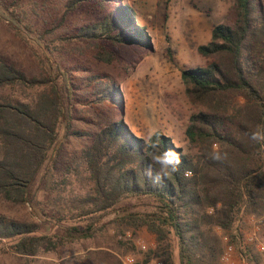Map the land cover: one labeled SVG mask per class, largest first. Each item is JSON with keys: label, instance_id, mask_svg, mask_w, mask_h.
Wrapping results in <instances>:
<instances>
[{"label": "trees", "instance_id": "trees-1", "mask_svg": "<svg viewBox=\"0 0 264 264\" xmlns=\"http://www.w3.org/2000/svg\"><path fill=\"white\" fill-rule=\"evenodd\" d=\"M24 6V0H0V19L48 70L29 75L0 56V197L31 204L41 224L0 216V244L8 242L23 257L55 252L92 237L96 223L112 214L110 220L153 235L151 254L161 264H174L171 236L177 264H221L218 232L250 258L233 227L240 215L264 216V145L249 138L264 126V0H233L229 22L214 25L209 42L197 47L203 65L181 70L185 96L196 110L184 130L194 152L184 153L158 131L161 149L181 154L179 171L161 186L144 175L151 152L145 139L115 120L121 115L116 81L80 74L87 72L78 59L85 49L108 66L119 62L117 48L152 50L135 11L120 0H61L41 24ZM80 12L92 19L78 20ZM122 68L129 73L132 67ZM82 102L105 105L114 118L92 134L74 132L73 109ZM62 129L87 141L81 169L58 168ZM214 146L226 153L221 160L212 158ZM128 199L150 200L154 209L132 212ZM86 218L84 227L66 225ZM49 226L56 227L52 235L39 234Z\"/></svg>", "mask_w": 264, "mask_h": 264}, {"label": "rangeland", "instance_id": "rangeland-1", "mask_svg": "<svg viewBox=\"0 0 264 264\" xmlns=\"http://www.w3.org/2000/svg\"><path fill=\"white\" fill-rule=\"evenodd\" d=\"M10 1V0H6ZM130 6L137 15V23L144 25L152 50L140 52L127 47L117 48L119 62L108 66L95 61L85 49L78 57L87 72L82 76L98 74L116 81L120 94L121 120L129 132L146 138L150 128L155 127L172 139L174 146L184 153H193L184 140V130L190 115L196 112L188 102L181 70L203 65L197 47L210 40L211 29L219 23H227L233 0H120ZM61 0H24V8L34 10L32 15L38 23L60 6ZM57 12V10H56ZM34 13V12H33ZM29 15V14H28ZM31 16V15H30ZM29 16V18H31ZM32 19V18H31ZM78 20L92 19L80 12ZM168 48L170 51H168ZM78 50L69 55L78 54ZM0 56L7 58L29 75L45 74L48 65L39 63L25 43L21 42L0 19ZM123 64L132 67L127 73ZM133 65V66H132ZM35 91H30L33 94ZM85 91L78 92L84 99ZM111 108L99 104L78 103L73 109L71 130L94 133L113 119ZM62 150L58 168L66 172L80 168L79 156L87 141L69 136L64 129L60 135ZM69 191V190H65ZM44 199L43 195H39ZM132 212H149L154 203L145 199H128ZM0 216L19 223L41 224L37 210L29 203L14 204L0 197ZM112 214L96 223L92 237L61 245L55 252L40 251L35 256L23 257L9 249V243L0 244V264H161L151 251L155 248L154 237L145 228L133 229L115 219ZM88 218L66 223L67 226L84 227ZM56 227L42 228L39 234L52 235ZM233 233L240 236L239 247L247 250L250 258L243 257L235 245H228L227 235L219 233L224 243L221 264H264L257 244L264 243V216L255 218L240 215L234 224ZM173 261L178 263L176 240L171 236Z\"/></svg>", "mask_w": 264, "mask_h": 264}, {"label": "clouds", "instance_id": "clouds-1", "mask_svg": "<svg viewBox=\"0 0 264 264\" xmlns=\"http://www.w3.org/2000/svg\"><path fill=\"white\" fill-rule=\"evenodd\" d=\"M159 132L153 127L149 129L148 135L144 140L145 150L150 149V162L144 170V175L151 180L154 185L161 186L166 180H169L173 174L179 171L181 165V154L172 150H162L159 141ZM156 139H153V138ZM249 138L257 143L264 145V126L258 125L254 131L250 133ZM215 160H221L226 156L222 154L218 147L214 146V151L211 154ZM184 175L190 176L189 171H185Z\"/></svg>", "mask_w": 264, "mask_h": 264}, {"label": "built area", "instance_id": "built-area-1", "mask_svg": "<svg viewBox=\"0 0 264 264\" xmlns=\"http://www.w3.org/2000/svg\"><path fill=\"white\" fill-rule=\"evenodd\" d=\"M257 250L261 254V256L264 258V243L257 244Z\"/></svg>", "mask_w": 264, "mask_h": 264}]
</instances>
